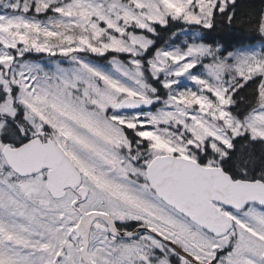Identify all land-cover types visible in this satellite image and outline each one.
Masks as SVG:
<instances>
[{"label":"snow or ice","instance_id":"snow-or-ice-1","mask_svg":"<svg viewBox=\"0 0 264 264\" xmlns=\"http://www.w3.org/2000/svg\"><path fill=\"white\" fill-rule=\"evenodd\" d=\"M0 264H264V0H0Z\"/></svg>","mask_w":264,"mask_h":264},{"label":"trees","instance_id":"trees-1","mask_svg":"<svg viewBox=\"0 0 264 264\" xmlns=\"http://www.w3.org/2000/svg\"><path fill=\"white\" fill-rule=\"evenodd\" d=\"M254 3H256L257 5H259L260 0H253ZM228 31L227 29H223L221 31V37L223 38V41L225 42H229V43H235V41L231 40L228 36ZM236 35H240L239 31L236 32Z\"/></svg>","mask_w":264,"mask_h":264}]
</instances>
